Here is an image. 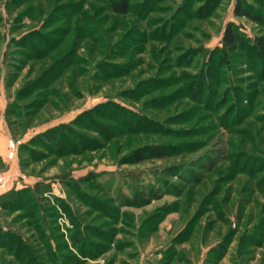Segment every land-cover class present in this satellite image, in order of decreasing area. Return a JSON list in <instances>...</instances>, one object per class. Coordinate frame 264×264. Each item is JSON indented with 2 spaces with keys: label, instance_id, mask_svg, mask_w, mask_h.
Here are the masks:
<instances>
[{
  "label": "rangeland",
  "instance_id": "obj_1",
  "mask_svg": "<svg viewBox=\"0 0 264 264\" xmlns=\"http://www.w3.org/2000/svg\"><path fill=\"white\" fill-rule=\"evenodd\" d=\"M129 2V13L120 15L107 0H0V174H13L19 187L42 182L41 204L55 208V221L43 213L49 246L27 226V208L0 211L9 237L21 236L41 258L53 252L62 264H71L69 255L77 264H264V55L257 48L264 0ZM237 5L260 21L237 16ZM230 22L241 35L234 53L222 43ZM28 42L59 47L34 59L24 51ZM69 52L73 64L32 115L39 93L18 98V91ZM129 91L137 99H127ZM110 102L127 109L138 130L108 138L117 128L98 119L105 107L90 111ZM74 120L70 135L82 134L98 149L21 151L38 132ZM8 138L22 142L17 169L6 159ZM141 150L163 155L123 163ZM61 200L89 225L88 240L114 236L101 243L103 253L79 255L82 242L71 240L76 229ZM107 200L112 217L94 209ZM4 242L0 264L33 261L18 259Z\"/></svg>",
  "mask_w": 264,
  "mask_h": 264
},
{
  "label": "trees",
  "instance_id": "obj_2",
  "mask_svg": "<svg viewBox=\"0 0 264 264\" xmlns=\"http://www.w3.org/2000/svg\"><path fill=\"white\" fill-rule=\"evenodd\" d=\"M108 1V9L115 14H120L124 15L129 13L131 6L129 0H107ZM235 14L237 16H243L247 17L249 19H252L255 22L260 21V16L259 15H253L250 9L246 10H241V5H237L235 8ZM29 37V36H28ZM27 37V38H28ZM241 35L238 32L237 27L235 26L234 23L230 22L227 24L224 30L223 38H222V43L227 49L229 53H234L240 49V40H241ZM28 45H30L28 47ZM58 45H55L53 43H27V45L23 46L26 51L31 57L34 59H44L47 58L51 53H54V51L58 48ZM257 48L259 49L260 53L264 55V39L260 38L257 43ZM31 51V52H30ZM35 53H34V52ZM32 52L34 54H32ZM71 53L69 52L68 54H65L63 58H59L56 60L55 63H53L49 68L45 69L40 76H38L37 79H35L32 82H29L23 89L18 91L17 97L18 98H25L29 97L32 94L38 92L39 96L41 97V100L39 101L38 104H36L35 111L32 113L35 114L38 109L43 107L48 101H49V96L50 93L49 89L52 87V85L57 82L62 76L63 72L68 70V68L73 64L71 58ZM70 58H69V57ZM68 59V61H67ZM112 74H107V78L110 77ZM112 77V76H111ZM145 91V90H144ZM134 91H129L127 93L126 98L135 100L137 99V95L134 94ZM119 97H124V95H120ZM111 105V107H109ZM105 107V108H104ZM99 108H104L100 112H98V119H109L113 125V129L115 127L117 128L116 133H111L108 138H111L115 135H119V133H133L136 130H138L139 126H133L135 125L134 118L131 119V121L127 117L128 112L127 109H125L123 106L116 104L114 102L110 103H105L101 104L95 108H93L90 112L96 113ZM118 110V111H117ZM124 112V113H123ZM127 112V113H125ZM89 111L84 112V116H87ZM81 117H84V116ZM99 123V122H97ZM96 124V122H94ZM137 124V123H136ZM77 125V120L72 121L70 123H64L55 126L54 128H50L47 131L43 133H39L35 135L33 138L29 140L27 145L23 144L21 146V151H24L25 148L30 147L33 148L35 147H41V148H48L51 145L55 147V149H58V151L61 153H77L81 151H86V150H96L99 147H96L97 145L94 144V140L91 141L92 144H89V139L86 138V136H82V134H77V133H72L70 135V128L74 127ZM90 125V124H89ZM99 125V124H97ZM102 126V125H101ZM85 128H88L90 130H93L99 134L101 133V130H99L97 127L92 128L90 126H86ZM108 128H104V131H108ZM27 146V147H26ZM29 150V149H28ZM161 153L153 150H147L144 152L143 150L141 151H136L134 155L130 158L124 159V164H135L144 161L147 158H153V157H161ZM6 163L5 158L0 155V165L4 166ZM83 181V180H82ZM79 182V181H78ZM80 183V182H79ZM69 186V191L75 193L76 195L78 194V185L76 180H71L67 182ZM90 186V185H89ZM47 186L43 184L42 182L37 183L35 186L31 187H24V188H13L3 195L0 196V211L3 212H14L19 210V208H27L29 209L30 213L27 215L28 218H30L29 224L27 226L31 225L33 229L37 232L38 239L40 243H44L49 246L51 244L49 242V237H48V232L49 228L47 227V222L46 218L43 213L50 212L48 215L51 218V221H55L54 216L52 213H54L55 208H51L48 210L46 209V206L41 204V194L42 192L46 189ZM31 200L34 201L33 204L31 203ZM59 203L63 205L64 210L69 214L71 221L75 225L76 233L74 236L71 237V240L73 241L74 244L76 242L80 241V246H78V252L79 255L84 258V257H90L93 255L94 251L98 249V253L94 254V257L98 256L100 253H103L104 250L101 249L103 247L101 244L102 242L106 243H111L113 240L114 236L109 235L108 237H105L106 235L102 233L98 234H91L94 238L98 239L101 241V243L93 242L92 240H88L89 238L86 237V231L89 229V225H85L82 218L78 215L77 212L73 211L71 207L68 206L67 203H64V201H59ZM100 207L97 208L95 207V210L99 211L100 215L106 216V217H112L113 213H115L114 209L112 208L111 200L107 201H100ZM37 211L38 214H35ZM51 223V222H50ZM108 233V232H106ZM9 234L7 232V229L3 225L2 220L0 219V241L4 239V247L7 248L14 253V255L20 259L21 256L24 255H29L30 258L33 259V261H30V264H62V262L59 259H56V256H54V253L50 251V253L41 258L40 256L36 255L33 253L31 246H29L27 243H24V240L22 239L21 236L19 235H14L11 234L9 237ZM113 234V233H112ZM9 237V238H7ZM19 245V246H18ZM108 249V248H107ZM69 263L72 264L75 262L77 264V257L76 256H71L69 255ZM83 264V263H82Z\"/></svg>",
  "mask_w": 264,
  "mask_h": 264
},
{
  "label": "built area",
  "instance_id": "obj_3",
  "mask_svg": "<svg viewBox=\"0 0 264 264\" xmlns=\"http://www.w3.org/2000/svg\"><path fill=\"white\" fill-rule=\"evenodd\" d=\"M21 141H17L14 139H9L8 141V151H7V156L6 159L7 160H13L16 158L17 153H18V149L21 145ZM14 176L13 174L6 172V173H2L0 174V196L3 195L4 193H6L7 191L13 189V188H18L19 186V182L16 184L14 182ZM60 222H65L67 224V222L65 221L64 218L60 219Z\"/></svg>",
  "mask_w": 264,
  "mask_h": 264
},
{
  "label": "crops",
  "instance_id": "obj_4",
  "mask_svg": "<svg viewBox=\"0 0 264 264\" xmlns=\"http://www.w3.org/2000/svg\"><path fill=\"white\" fill-rule=\"evenodd\" d=\"M40 133H42V132H40ZM37 134H39V132H38ZM37 134H35V135H37ZM9 139H10V138H8V139H6V140L4 141V143H3V147H4V146H7V143H8V140H9ZM6 150H7V149H6ZM0 155L3 156V158H5L4 155H3V152H2V150H1V143H0ZM15 159H16V158H15ZM15 159L12 160L11 165H12V166L15 165L16 167H14V169H17V167H18V163H17V160H15ZM9 162H11V161H9ZM16 164H17V165H16ZM21 175H22V174H21ZM21 175H20V176H21ZM21 177H23V178L25 179V177H24L23 175H22ZM21 182H23V183H25V184H23V185L21 184L22 186H20V187H24V186H28V185H29V184H26V182H27L26 180H23V181H21ZM20 187H19V188H20Z\"/></svg>",
  "mask_w": 264,
  "mask_h": 264
}]
</instances>
